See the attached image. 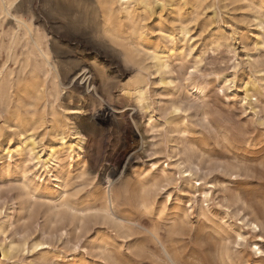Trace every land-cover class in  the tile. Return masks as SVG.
<instances>
[{"label": "rangeland", "instance_id": "374dc122", "mask_svg": "<svg viewBox=\"0 0 264 264\" xmlns=\"http://www.w3.org/2000/svg\"><path fill=\"white\" fill-rule=\"evenodd\" d=\"M226 2L200 12L187 45L174 32L176 48L192 52L171 56L169 85L143 53L136 55L148 83L145 109L132 103L137 109L123 108L118 126L103 124L88 138L84 169L94 174L82 177L77 170L83 167H74L62 202V190L51 182L50 191L35 192V182L25 189L19 169L0 171V224L6 230L0 242L45 246L15 253L9 263L166 264L164 249L177 264H264V50L254 46L264 39V25L259 29L254 21H264V0ZM172 20L163 12L161 23L145 22V48L172 47L158 40L160 30L171 32ZM2 25L11 33L7 22ZM214 37L221 39L219 48L210 45ZM103 62L121 83L136 74L133 64ZM82 95L87 113L92 103ZM113 95L112 103L123 107L121 92ZM6 129L2 147L11 133ZM44 137H37L44 139L37 150L45 151L42 157L49 141ZM131 147L136 151L128 154ZM104 174L110 180L121 175L126 189L119 183L108 193Z\"/></svg>", "mask_w": 264, "mask_h": 264}, {"label": "bare ground", "instance_id": "6f19581e", "mask_svg": "<svg viewBox=\"0 0 264 264\" xmlns=\"http://www.w3.org/2000/svg\"><path fill=\"white\" fill-rule=\"evenodd\" d=\"M215 1L243 0H0V119L3 121L0 134L4 132L3 126L11 131L3 136L6 145H0V171L10 175L14 169H19L25 189L31 190L29 184L35 182V192L48 190L46 185L51 182L52 189L62 190V202L74 167H83L77 170L82 177L94 174L90 168L84 169L86 156L83 155L88 138L103 124L118 126L121 110L133 107L132 103L145 109L148 83L146 85L144 68L136 62V55L143 53L155 74L164 76L161 83L169 85L171 81L166 76L171 75V56L184 58L192 52L189 46L187 50L176 48L174 32L187 45L191 39L190 24L199 19L204 9L212 8ZM163 12L173 16L171 32L160 30L158 40L172 47L161 50L158 44H149L145 48L150 36L145 22L156 18L161 23ZM254 21L259 29L264 25L262 20ZM4 22L10 26L11 33L4 31ZM210 45L219 48L221 39L214 37ZM254 46L264 50V39ZM2 54L4 62H1ZM105 58L133 64L135 76L125 83L117 81L108 73ZM253 62L249 60L250 65ZM7 63L15 69L7 67ZM248 86L253 89V85ZM194 88L200 93L203 91L199 85L195 84ZM115 89L121 92L120 97L125 102L121 108L113 104ZM83 93L92 103L87 113L80 104L86 100ZM74 101L76 106L71 107ZM13 136L17 138L14 145ZM38 136H49L45 157H42L44 150L37 151L42 141H37ZM135 151L136 147H131L127 153ZM185 173L189 171L182 172ZM104 175L108 193L119 183L122 190L126 189L121 175L116 180H110L109 174ZM203 196L206 197V193ZM251 226L253 230L258 228L253 223ZM5 231L4 224H0V238L5 237ZM41 247H45L44 244L30 243L26 239L19 246L0 242V264H21L9 263L11 256ZM162 255L166 264H177L176 258L164 249Z\"/></svg>", "mask_w": 264, "mask_h": 264}]
</instances>
